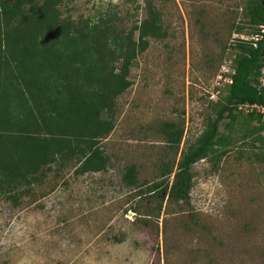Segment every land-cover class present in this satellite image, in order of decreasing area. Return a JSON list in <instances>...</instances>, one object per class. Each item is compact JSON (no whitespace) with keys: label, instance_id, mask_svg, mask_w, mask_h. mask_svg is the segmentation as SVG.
I'll return each instance as SVG.
<instances>
[{"label":"rangeland","instance_id":"374dc122","mask_svg":"<svg viewBox=\"0 0 264 264\" xmlns=\"http://www.w3.org/2000/svg\"><path fill=\"white\" fill-rule=\"evenodd\" d=\"M246 3H63V17L73 21L110 10L128 29L146 17L151 4L167 37L152 39L138 56L132 86L117 99L115 128L101 142L110 157L107 170L79 174L78 166L59 161L42 183L13 194L18 203L0 197V264H264V162L254 160L255 150L241 133L233 134L236 147L218 163L194 165L189 205L166 197L161 212L150 217L160 196L141 198L123 181L130 165H136L141 183L158 181L156 165L167 153L156 132L162 122H184L176 160L204 131L234 73L232 45L257 40L244 18ZM234 23L245 25L242 33Z\"/></svg>","mask_w":264,"mask_h":264},{"label":"trees","instance_id":"16d2710c","mask_svg":"<svg viewBox=\"0 0 264 264\" xmlns=\"http://www.w3.org/2000/svg\"><path fill=\"white\" fill-rule=\"evenodd\" d=\"M65 1L73 0H0V197L14 203L13 194L42 183L59 161L78 166L79 174L107 170L110 157L101 142L115 128L117 99L132 86L138 56L152 39L167 37L151 4L128 29L110 10L78 21L63 17ZM243 14L257 40L232 45L234 73L201 135L176 160L184 122H162L156 132L167 153L156 165L158 181L141 183L136 165L126 168V186L141 198L160 196L150 217L166 197L189 205L194 165L222 160L236 147L235 132L255 150L254 160L264 162V0H247ZM233 27L242 33L245 25Z\"/></svg>","mask_w":264,"mask_h":264}]
</instances>
